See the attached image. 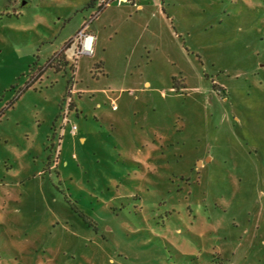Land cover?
Wrapping results in <instances>:
<instances>
[{"label":"rangeland","instance_id":"rangeland-1","mask_svg":"<svg viewBox=\"0 0 264 264\" xmlns=\"http://www.w3.org/2000/svg\"><path fill=\"white\" fill-rule=\"evenodd\" d=\"M90 3L0 0V264H264V0Z\"/></svg>","mask_w":264,"mask_h":264},{"label":"trees","instance_id":"trees-1","mask_svg":"<svg viewBox=\"0 0 264 264\" xmlns=\"http://www.w3.org/2000/svg\"><path fill=\"white\" fill-rule=\"evenodd\" d=\"M95 1H96V0H91V3H90V4L93 5ZM103 8H104L103 5L99 4V5L97 6V13L100 12V11H102ZM70 43H71V40L68 41L67 43H65L64 48H65V47H68V46L70 45ZM63 51H64V49H62V50H60L59 52L55 53V54H54V55H53V56L47 61L45 67L40 68V69L38 70V75H37V77H40V76L42 75V73H43V71L45 70V68L52 67V68H54L55 71H60V70H61V65L59 66V63H60L61 61H58L57 58L63 55ZM63 64H65V63H63ZM69 83H70V82L67 83V86L69 85ZM67 92H68V91H67Z\"/></svg>","mask_w":264,"mask_h":264},{"label":"crops","instance_id":"crops-1","mask_svg":"<svg viewBox=\"0 0 264 264\" xmlns=\"http://www.w3.org/2000/svg\"><path fill=\"white\" fill-rule=\"evenodd\" d=\"M144 1H142L140 4H138V5H136V7L138 8V9H140V10H142L143 9V3ZM80 30H78L77 32H76V34L79 32ZM86 33H88V35L86 34V37H87V39L84 41V39H83V41H82V44H81V46H82V51H84V52H87L86 51V49L88 50V51H90V50H92V52H95V50H94V48H95V45H96V38L95 37H93V36H91L92 35V32H89V31H85ZM76 34H74L73 36H71L68 40H67V42L68 41H70L71 40V43H72V39H73V37H75V35ZM66 42V43H67ZM70 43V44H71ZM83 44H84V47H83ZM88 46H90V50L88 49ZM62 49H64V47L63 48H61L60 50H62ZM59 50V51H60ZM58 51V52H59Z\"/></svg>","mask_w":264,"mask_h":264},{"label":"built area","instance_id":"built-area-1","mask_svg":"<svg viewBox=\"0 0 264 264\" xmlns=\"http://www.w3.org/2000/svg\"><path fill=\"white\" fill-rule=\"evenodd\" d=\"M83 39H84V41H85V40L87 39V37L85 36ZM83 47H84V44H83ZM88 49L90 50V46H88ZM81 52L83 53L84 51L81 50ZM72 129H73V130H76V127H73Z\"/></svg>","mask_w":264,"mask_h":264},{"label":"bare ground","instance_id":"bare-ground-1","mask_svg":"<svg viewBox=\"0 0 264 264\" xmlns=\"http://www.w3.org/2000/svg\"><path fill=\"white\" fill-rule=\"evenodd\" d=\"M87 52H89L87 49H86Z\"/></svg>","mask_w":264,"mask_h":264}]
</instances>
